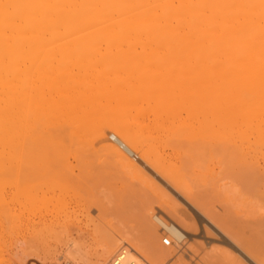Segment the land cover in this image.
<instances>
[{
    "label": "bare ground",
    "instance_id": "1",
    "mask_svg": "<svg viewBox=\"0 0 264 264\" xmlns=\"http://www.w3.org/2000/svg\"><path fill=\"white\" fill-rule=\"evenodd\" d=\"M13 131L19 140L29 131L31 135L27 136L34 137V146L40 149L52 143L59 164L74 155L70 153L73 147L77 150L87 146L84 137L94 133L92 137L103 142L99 151L125 175L119 173L115 180L135 177L133 180L147 185L143 189L159 192L157 198L169 196L158 180L148 176L147 170L143 172V163L195 209L184 217L173 198L162 199L166 203L159 206L169 219L162 218L153 207L142 211L139 235L99 242L104 251L100 264H162L179 250L186 232L197 233L203 220L213 224L255 264H264V0H0V173L10 169ZM72 135L83 137L82 147L77 146L78 138L73 142L76 146L64 145L73 139ZM108 137L114 143H108ZM162 145L171 148L172 153L186 151L182 161L192 152L195 158H201L204 152L208 155L218 151L224 159L231 158L233 162L228 165H239L242 174L234 176L256 188L253 194L249 192L251 195L256 191L261 196L256 209L245 214L246 219L242 214L249 238L240 235L242 229L238 234L232 228L233 221L228 225L231 218L206 207L186 180L189 169H179L174 160L159 156ZM153 147H158V152ZM19 148L25 151L24 146ZM86 152L81 151L84 155ZM230 166L228 170L225 165L222 168L228 172L234 168ZM51 168L45 172L48 186L41 198L50 199L47 202L51 201L52 206L45 212L35 208L39 213L32 218L28 240L30 252L36 249L29 255H35L41 264L61 260L56 249L59 245L69 243L67 250L71 251L81 245L80 238L95 234L102 227L101 218L97 222L91 207L97 208L98 217L106 209L98 199L85 203L77 196L80 204L74 205L61 198L72 188L69 183L81 188L88 182L82 181L75 167ZM101 170L99 174L105 171ZM31 200L32 207L35 200ZM240 210L235 211L237 216ZM81 212L86 215L84 220ZM159 230L170 236L171 246L158 243ZM37 247L42 249L37 252ZM45 249H55L57 254H45Z\"/></svg>",
    "mask_w": 264,
    "mask_h": 264
},
{
    "label": "rangeland",
    "instance_id": "2",
    "mask_svg": "<svg viewBox=\"0 0 264 264\" xmlns=\"http://www.w3.org/2000/svg\"><path fill=\"white\" fill-rule=\"evenodd\" d=\"M26 63L29 65V62H26ZM13 115H14V120H15L14 112H13ZM16 115H17V113H16ZM13 133L15 135H13V137H12V143L13 144H12V150L10 153L11 154L10 155V161H11L10 169H8V171H6L5 174H4V172L0 173V264H32V263L41 264L39 262L38 258L36 259L35 255H34L35 256L34 259H33L34 256L32 257L31 255H29V253L33 252L36 249H34L35 248L34 247L33 250H31V252H30V246L28 244V240L31 236L30 233L32 232V230H31L32 225L31 224H32L33 219L37 218L39 212H41V211L45 212L48 210L47 208H51V206H52L51 201L47 202L50 199H48L46 201L45 200L46 197H45V199L41 198V197H43L42 192L48 186V184H46V183H48V181H46V183H45V179H46V178H44V176L46 177L45 172L47 170H50V168L54 164H55V166L52 167L53 169L51 168L52 170L56 169L57 167H58V169L59 168L62 169L64 166L75 167L76 170L75 169L74 170L76 171L77 174H79L78 172L80 170L81 178H83L82 181L85 180L88 182V183L86 182L88 184V186H85V185L83 186V184H82V187L79 183L81 188H79L78 185H77L78 186L77 187V186H74L73 184L69 183L70 185H72L73 189L70 186L69 187L70 189L66 190V192L63 193L64 196L66 195V197H63V195H62L61 198H63L66 201H72L74 203V205L80 204L77 201L81 197L84 199V201L82 200V202H85V203L89 200H94V199L97 200L98 199L97 202L99 205H102L103 207L105 206L104 208H106V209L107 208L110 209V210L104 209V211H103V212H105V213H103L104 215H101L102 217H100V216L98 217V216H96L97 213L99 214V211H97V208L95 206L91 207V209H92L91 213L92 214L91 213L90 214L92 216H95V218L97 217L96 220L97 219L99 220L101 218L99 220V222H101V224L100 223L99 224L102 225V227L99 226V228L96 229L97 231L95 232V234L94 233H93L94 235L92 234L93 237L90 235V236H88V238H84V239H83V237H82V239L80 238L81 241H78V244H79V242L81 244L80 245L81 247L78 245L80 247V249L77 246V249L71 248V251H70V249L67 250L69 243H67V246L59 245L56 248L57 250L59 249V251H57V250L56 251L58 253V257H62V258H61V260L59 259L61 261V263L59 261V262H57V264H80V263L81 264H100V261L102 260V258L104 256V251L101 248L102 244H100L101 241L103 240L102 241V243H103L104 240H106V239L113 240L117 236L139 235L141 233L140 232L141 229L139 226L140 223L138 224V221H139L138 218L140 217L142 211L153 207L156 210H158V212H159L158 215H161L162 218L164 217L165 220L169 219V217L167 216V214L164 212V210L161 207L162 204H160V203H166L164 201L163 202L161 201L162 199L164 200V198H165V200L167 198L166 201H172L170 198H173L174 203L180 205V211H181L180 213L184 217H186L187 215H191L193 210L195 212V209H193L191 204H189L186 200H184L179 193L175 192V190L171 186H169L167 183H165L159 176L157 177V174L155 172H153V170L151 168H149V166L144 165L143 163H142V166L145 168L143 170V172H146L145 170H147L148 176L150 174V176H153V178L158 180V182H160L163 185V187L165 188V190L169 193V196H162V199L157 198L159 192L155 193L156 190H154L153 188L152 189H147V188L143 189L144 188L143 186L146 187L147 185H144V183H141L138 180H135V179L133 180V178H135V177L131 178L129 176H126V178L125 177L121 178L124 174L120 173L121 172L120 171L121 169H119L120 167L117 166L116 163L112 165V163H114V162H112L108 157H106V155L103 154V152L99 151L102 148L103 142L98 141L99 139H96L97 140L96 141L94 139V137H95L94 133L91 134V132H90L88 137L87 136H86V138L84 137L85 142H86V139L88 140L86 142L87 146H89L88 148H87V146H85V147L81 146L80 140L83 137H76L75 135H72L73 139L72 140L68 139L70 141V143H68L69 142L68 140H66L68 142L65 143V140L63 139V144L65 143L64 145H66L68 148L74 142V139H76V141H77V138H78V141H80V144L77 143V146H79L78 148L82 147L80 149L75 150L74 148H76V147L72 146L74 152H70V153H72L74 155H71V156L68 155L70 158L66 157V160L67 159H69V160H67V161L65 160L66 162L64 161V164L63 163L59 164L58 161L56 160V156L54 155V152L52 150V146H53L52 143H50V144L48 143L44 146L45 148L42 147L40 149V147L37 148L34 146V137L32 138V137L27 136V133L29 135H31L29 133V131H27L25 137H20V140L22 142L18 139V137H16L17 133L15 131H13ZM110 134L111 133L108 132V136ZM92 136H94V137H92ZM69 138H72V137H69ZM24 140H25V142H24ZM29 140H31V141L29 142ZM90 141H93L94 144L91 143ZM111 142L114 143V141H112L108 137V143H111ZM20 143L24 144V145H20ZM29 145H31L32 147ZM72 145L76 146V144H74V143ZM16 146L18 147L17 149H19V151H16L17 150V149H15ZM19 146H24L25 151L27 150L28 156L24 155V154H26L25 151H23V150L20 151ZM162 146L159 147L160 148L159 156H161V154H162V156H166L169 161H170V159H171V162L174 160L173 163L175 162V164H177V166L176 165H174V166L178 167L179 169L181 167H184L185 171L187 169H189L186 171V176H185L186 180H188L189 184L192 185L193 191H194V189L197 191V193H196V191H194V192L198 195L199 198H201V201L206 204V207L209 208L210 210H213L217 214H220L224 218L225 217H227L228 219L231 218V220L227 219L228 221H230V223H228V225L233 224L232 223V221H233L234 222L233 225H235V227H233V225H232V228L233 229L235 228L234 230L236 232L238 231V234L243 231L240 234L242 237L245 236L243 238H246V236H248V238H249L250 233L248 232V228H246V225L244 222L246 219L245 214L247 213L246 215L248 216V215H250L248 213H250V211L252 209H256L257 204L260 203L257 201L259 199H261V196L260 195L257 196L256 191H255V195H251L254 193L252 190H256V188L253 186L252 187L253 189H252V188H250L251 187L250 185L246 186L247 184L243 180L242 177H241V179L237 180L240 177L239 175L242 174V173H240V168H238L239 165L235 166L234 163H231V166L228 165L227 163H229V161H232L231 158L229 156H226V158L224 159L222 154H220V153L218 154V151H215L212 153L208 152V155L207 154L204 155L205 152L202 155L203 152L202 153L200 152L201 154H199V155L200 156L202 155V157L204 159L202 157L201 158L200 157L195 158L196 154L194 155V152H192V154L194 155L193 156L191 154V157L193 156L192 158L188 157L187 159L182 161L181 158H183V159L186 158L185 157L187 155L185 153L186 151L182 152L180 149V150H177V152L179 151V152H181V154L179 152L175 153L174 151H173V153H174L173 154L171 151L172 150L171 148L170 149H169V147L164 148V146L163 147ZM30 147L33 149L32 151L34 152V154H33V152H31ZM71 148H69V149H71ZM156 148H158V147H153V149H155V151L157 150V152H158L159 148L158 149H156ZM86 149L88 150L87 152L85 151ZM161 150H163V151L161 152ZM81 151L86 152L87 155L85 154L86 155L85 156L83 153H81ZM152 151L153 152H151V150H150L151 153L158 154L157 152L155 153L154 150H152ZM168 151H169V153H168ZM22 152H24V153H22ZM184 153L186 155L183 157L182 155H184ZM189 153H191V152H189ZM195 153H196V151H195ZM209 153H210V155H209ZM81 154H83V157L84 158L86 157V158L85 159L82 158ZM128 156L130 157V155H128ZM197 157H198V154H197ZM228 157H229V160H227ZM77 158H79V159H77ZM130 158L132 159V156ZM217 158H219L220 161L226 160L228 162H224L225 164L220 162V164H219V159H217ZM81 159H82V161H81ZM132 160L134 161V159H132ZM136 160L137 159H135V161ZM217 160H218V162H217ZM137 161H139V159ZM88 162L90 164H87ZM48 163L49 164L52 163V165L51 164L48 165ZM109 163H110V166H109ZM198 164L201 166H199ZM222 164H223V166H222ZM62 165H63V167H62ZM216 165L219 166V168H221V169H219ZM224 165L227 168H224ZM113 166H114V168L117 167L118 169L115 168L116 169L115 170L113 168ZM202 166H203V169L201 168V171H199L200 167H202ZM228 166H230V167L234 166V168L232 167V169H235L236 172H235V170H232V169L229 170L228 172L225 171L224 169L228 170V168H229ZM77 168H79V169H77ZM87 169L88 170L90 169V171H92L94 174L92 172H89V171H88L89 172L88 173ZM95 169H96V171H98V169H99V171L101 169H105V171H103L102 174H99V171H98L97 175L99 174V176H97ZM111 170H113V171H111ZM118 170L120 172H117ZM202 170H203V172H202ZM204 170H206V171H204ZM210 170H212V172ZM219 170L220 171L223 170V172L225 171L224 172L225 175H223L222 174L223 172L222 171L220 172ZM149 171H150V173H149ZM192 171H193V173L191 174ZM183 172H184V169H183ZM187 172H188V174H187ZM208 172L212 173L213 176H215L217 174L216 176L220 177V178H217V177L211 178L210 176H212V174H210V176H209ZM237 172H239V173H237ZM119 173L122 176L120 177V179L115 180V178L119 175ZM205 173H207V174H205ZM214 173H216V174H214ZM105 174H107V175H105ZM234 174H237L239 177H237V175L234 176ZM108 175L113 176L114 179L111 178V176H110L111 180H109ZM114 175H116V176L114 177ZM204 175H206V176L208 175L209 177L207 176V178H206V176L204 177ZM228 175H229V177L230 176L231 177L228 178ZM102 177L103 178L105 177V178L101 180ZM106 177H107V179H106ZM117 178H119V177H117ZM194 178L195 179L198 178L196 180V182H193ZM121 179L122 180L124 179V180L122 181ZM46 180H48V179H46ZM112 180H115V181H113L114 183L117 181L118 182L114 184L112 182ZM139 180H141V179H139ZM240 180H241V182H240ZM74 181H75V179H74ZM126 181H127V183H126ZM199 181H201V182H199ZM233 181H234V183H233ZM239 182L241 184H239ZM73 183H76V181ZM86 183H84V184H86ZM214 183H216V184H214ZM219 183H220V185H219ZM230 183H233V184L230 186ZM242 183L244 186H246L247 189L242 186ZM92 184H93V186H91ZM96 184H97V186H96ZM132 184H133V186H132ZM217 184H218V186H217ZM223 184L225 185V188L223 187ZM98 185H100V187H98ZM196 186H197V188H196ZM222 187L224 189H222ZM240 187H242L243 189ZM150 188H151V186H150ZM227 188H229V189H227ZM102 189H104V190H102ZM218 189L220 191H218ZM225 189H226V192L228 191L227 193L224 191L221 192L222 190H225ZM81 190H83V191H81ZM243 190H244V192H242ZM77 192H78V194H77ZM97 192H99L100 194L99 193H98L99 195L95 194ZM249 192H251V194ZM73 194L76 198L73 197ZM177 194H178V197H177ZM242 194H243V196H242ZM249 194H250V196H249ZM31 195H36V197H37L36 198L35 196H32L33 201L35 200L34 201L35 203L33 202V204H35V205L32 207H31V205H32ZM100 195H102V196H100ZM160 195L161 194H159V196ZM49 196H51V195H47V197H49ZM77 196H79L78 197L79 199L77 198ZM246 196H247V200H245ZM29 198H31V199H29ZM76 199H78V200L76 201ZM174 199H176L177 201ZM251 199H252V203L250 201ZM29 200L31 203H29ZM47 203H48V205H47ZM168 203L169 202H167V204ZM182 203L185 205H183ZM43 204H45V207L41 208L42 206H44ZM159 205H161V206H159ZM164 205H163V207H164ZM35 208L39 212H37V210ZM45 209H47V210H45ZM236 210L237 211L240 210L241 214L239 216H237L239 213L236 215V212H237ZM83 213H86V212L83 211ZM108 213H110L111 215ZM81 214H82V212L80 213V218H82L84 216L86 217V215L83 216ZM242 214L244 215L245 219L243 218ZM91 215H89L90 218L92 217ZM105 216H108V217H105ZM85 217L82 220H84ZM87 219H88V217H87ZM98 220H97V222H98ZM102 220H105V221H102ZM235 220H241L244 225H242V223H240L241 221L239 222V221H235ZM106 221H108V222H106ZM102 222H106V223H102ZM236 223L238 224V226H240L239 229H236L237 228ZM240 229H242V231H240ZM111 233H112V235H111ZM159 234L160 235H159L158 243L159 242L161 243L162 239H163L162 237L165 235V233L163 231L161 232V230H159ZM75 235L76 234H74V236ZM186 235H187V238L183 241V243H180L179 250H177L175 253H173L172 255L168 256L165 260H163L162 264H232V263L233 264H236V263L237 264L238 263L239 264H241V263L242 264H255L253 261H251V259L248 258L247 255H245V253L241 249H239L237 246H235V244L230 242L225 236H223L221 234V232H219V230L215 226H213V224L209 223V221H207V220L200 221V228L197 230V233L194 231H191V232H186ZM76 236H78V235H76ZM78 237H76V240H78L77 239ZM202 240H204V241H202ZM95 241L97 243H95ZM69 242H70V240H69ZM96 246H98L99 248H97ZM161 246H162V243H161ZM38 248L39 247H37V252L39 249H42V248H39V249ZM194 248H196V249H194ZM190 249H193V251L192 250L190 251ZM56 251H55V249H52L51 251L45 249L44 253L45 252L46 253L47 252L56 253ZM228 251H229V253H227ZM44 253H42L43 256H44ZM59 253H61V254H59ZM239 254L242 255L243 258ZM219 255L223 259H221ZM225 255H230L233 259L232 258H229V259L226 258L227 259L226 260ZM207 258L209 260H207ZM244 258L246 259V261H244L245 260ZM230 259L232 261H229Z\"/></svg>",
    "mask_w": 264,
    "mask_h": 264
},
{
    "label": "built area",
    "instance_id": "3",
    "mask_svg": "<svg viewBox=\"0 0 264 264\" xmlns=\"http://www.w3.org/2000/svg\"><path fill=\"white\" fill-rule=\"evenodd\" d=\"M162 243H163V245H165V246H171L173 242H172L170 236L167 235V234H165V235H164V238L162 239Z\"/></svg>",
    "mask_w": 264,
    "mask_h": 264
}]
</instances>
